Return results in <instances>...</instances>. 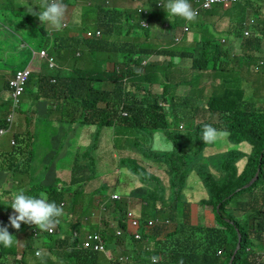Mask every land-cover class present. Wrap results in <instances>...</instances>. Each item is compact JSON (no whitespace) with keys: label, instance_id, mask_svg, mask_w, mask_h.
<instances>
[{"label":"trees","instance_id":"obj_1","mask_svg":"<svg viewBox=\"0 0 264 264\" xmlns=\"http://www.w3.org/2000/svg\"><path fill=\"white\" fill-rule=\"evenodd\" d=\"M77 1L80 2V30L70 26L50 34L43 29L42 24H32L30 31L23 32L34 40L28 44L32 59L38 58H34L33 52L46 49L54 59L73 62L70 72L60 68L49 70L45 63L43 66L48 69L47 73L39 70L42 64L36 70L30 64L15 70L8 69L3 64L2 69H6L9 76L7 79L0 76V130H7L2 135L10 133L13 128L16 130L9 138V149H0V172L8 177L23 175L24 180L27 178L29 188L25 195L28 196H37V192L45 190H55L58 185L65 187V200L72 201V212L75 216L81 213V195H71L68 191L81 188L82 194L83 189L86 190L93 180L99 179L96 169L102 168L101 163H105L102 157H95L94 151L99 149L98 143L107 134L108 142L118 148L123 134L128 130L142 133L150 141L157 134L164 133V140L167 138L173 143V149L169 152L158 151L154 154L151 148L132 143L133 150L120 161V166L136 175L143 186L130 205L133 211L140 206L141 210L136 212L141 215L143 239L137 241L133 238L126 239L125 236L120 238L122 243L130 247L124 251L130 257L128 264H151L152 256L159 257L158 264H255L257 253L264 250V92L259 91L260 84L264 82L252 86L251 89H255L257 93H252L250 89L248 92L244 91L236 85L230 90V84L233 83L230 75L219 79L220 86L209 83L201 85L196 92L199 97L195 103L186 96L181 105L183 116L186 120H191L195 119L196 114L202 113L204 120L216 123L198 124L197 133L176 132L177 129L170 127L168 113L163 108V104L171 102L173 96L160 77V73L164 74V65L155 62L142 66L143 59L152 56L174 58L172 50L154 47L148 43L153 38L152 31L140 25L148 20L151 27L157 19L166 18L159 24L174 28L170 20L175 16L168 15L165 10L168 0L160 7L158 0H147V8L142 2H133L135 7L132 10L108 8L102 0H63L66 5L63 23L71 16ZM189 3L194 7L195 0H189ZM38 4L44 9V0ZM224 8L230 12L226 30L217 28L219 22L210 18L213 13L211 9L200 12V20L191 27L192 31L187 34L182 30L180 33L185 38L188 35L194 37L193 43L202 49V59H193L195 67L200 71L208 65L213 71H217L215 62L226 59L219 37L228 34L241 42L243 55L233 57L230 72L236 77V70H242L239 64L258 58L253 54V48L261 49L260 42L264 40V0H238ZM24 15L27 18L32 16L36 20L30 12H24ZM246 18L251 28V34L247 37L244 35ZM233 19H238L240 23L236 25ZM3 20L8 21V24L13 22V19ZM2 27L15 36L10 31L13 27ZM90 28L100 31V37L91 38L83 34ZM1 37L3 42H9L7 35ZM202 43L208 45L207 49H203ZM77 52L80 53L79 57L76 56ZM75 62L83 64V67H78L81 75L77 76L73 72ZM24 69H28L30 73L23 85L21 103H25L22 99H27L30 106L21 110L28 113V121L25 122V117L20 119L19 116L14 123L13 118L11 121L7 120L12 114L9 99L13 90L9 87V82L17 71ZM244 72L247 73L246 67ZM125 79L131 84L124 83ZM145 84L152 89L163 86L162 103L156 96L150 95ZM130 86L140 96L129 93ZM219 91H222V95L218 94ZM204 99H207V103L201 104ZM38 101H44L43 116L37 114ZM225 116L230 118L225 121L227 132L231 133L227 138L229 140L234 137L228 143L239 146L242 143L239 138L245 139L251 135L261 143L260 148L249 154L239 149L227 148V151L207 157L205 148L210 147L211 143L203 142V127L208 124L218 130H225L217 123ZM65 117L72 122V128H68L74 132L77 126L92 127L90 139L83 146L82 152L68 154L65 152V144H57L52 140L56 134L55 126L65 123ZM138 157L154 163L155 169L139 167ZM244 159L247 164L239 173L237 163ZM59 165L64 166L62 170L67 175L65 180L56 178ZM160 169L168 177V184L160 177ZM258 170V178L246 188ZM193 172L201 179L203 189L185 191L187 179ZM117 183V180L109 177L100 182L98 190L103 197L99 202L103 203V210L111 216L112 211L122 209L119 206L120 200L109 204L112 194L110 190ZM55 202L59 204L61 200ZM169 202L171 203L168 204ZM191 202H198L197 206L210 209L214 224L208 223L201 213L197 222H193L192 213L197 206H192ZM108 204L110 208H106ZM92 207L94 211L98 210L95 201L92 202ZM149 220L158 222L150 226ZM5 221H8L7 218L1 219L0 226L9 224ZM24 225L21 223L20 232L8 228L10 234L15 236L14 241L16 237H21L22 245L17 253L13 251L6 254L0 250V264H24L30 256L33 257L32 242L37 238L47 241V250L51 257L63 254L72 264H114L102 253L81 248V240L68 235L69 232L81 230L77 219L69 223L66 217L65 238H56L55 246L48 244L49 238L46 234L33 238V232L25 231ZM98 229L102 232V229ZM109 235V242L113 244L114 250L116 232L109 230L102 233L105 241H108ZM239 235L242 238L241 246L235 254ZM60 246H65V250L60 249ZM16 256L19 260H16Z\"/></svg>","mask_w":264,"mask_h":264},{"label":"rangeland","instance_id":"obj_2","mask_svg":"<svg viewBox=\"0 0 264 264\" xmlns=\"http://www.w3.org/2000/svg\"><path fill=\"white\" fill-rule=\"evenodd\" d=\"M104 4L109 7V8H115L118 10H132L134 6V3L132 0H102ZM38 2H42V0H0V10L6 9L8 11V14L5 15L6 20L13 19V22H10L8 24V21L3 20V18L0 16V76H4L5 79L8 78L9 72L5 69L3 70V64L7 65L6 68L15 70V69H23L27 67L29 64L32 67V69H35L36 67H40L41 64L43 66V63H45L43 60H40L39 58H35V60L32 59V54L28 48V44L30 42H34L33 39H30L31 37L25 33H23L25 30L29 31L30 25L35 24L39 25L40 21L34 19V17H25L24 12H30L32 9L34 12H39L43 11L44 9L39 6ZM158 2H162L163 4L166 2V0H158ZM142 3L145 5L146 0H142ZM86 5V4H85ZM146 6V5H145ZM192 6V5H191ZM230 6V5H229ZM227 6V7H229ZM226 7V8H227ZM193 8V6H192ZM20 12V13H19ZM250 13V12H249ZM248 13V14H249ZM21 14V15H20ZM80 15V2L77 1V3L74 5V8L71 12V16L67 19L65 22V26L62 27L64 28H70V26L76 27V29L80 30L81 26L79 23H74L73 22V17L76 16L79 19ZM6 16L8 18H6ZM152 16H156L152 14ZM210 18L215 21L219 22L217 24V28L219 30H226L228 27V20L230 19V12L228 9H225L222 6H214L213 7V13L210 15ZM65 20V16H64ZM80 20V19H79ZM200 20V14L196 16L195 21ZM165 21V19H163ZM233 22L235 24H239L238 19H233ZM160 19H157L155 21L154 26H151V31L152 30H157L161 28V25L159 24ZM170 23L173 25L172 30H168V33H170V36L175 32V30L182 31L185 26L188 27H193L194 23H187L186 20L180 17H176L175 19H171ZM249 23L247 18L245 19V24ZM78 24V25H77ZM6 26L7 28L13 27L14 29H11V32H14L15 36L11 35L8 33L6 28L2 26ZM48 28V27H45ZM231 26H229V29ZM17 30V31H16ZM93 28L85 30L87 31H93ZM63 31V30H62ZM192 31V29L190 30ZM8 36V41L9 42H3V37L1 36ZM221 39V43L223 44V48H229L230 50H234L239 52V46H238V41L230 37L228 34L222 35V37H219ZM218 38V39H219ZM21 41H23L21 43ZM25 42V43H24ZM149 42H160L159 40L150 39ZM148 42V43H149ZM195 45L192 41L188 43V46L185 48L181 49L179 42H176V45H178V49L180 50V55L177 58V63H178V68L181 70L188 69L189 66L190 68L183 74V76H178L173 73L172 69L168 68L166 71L164 70V80L171 84L175 85L176 83H181V82H186L190 81L192 78H196L195 81H192L193 85H189L188 83L181 84L182 86L175 85L177 88L173 90V96H171V102L165 103L163 105V108L167 111V121L169 122V125L172 129H177L176 132L179 133H194L198 132L197 125L198 124H203L206 122H213V121H208L204 120L202 118V113L196 114L195 119L191 120H186L183 116V108L181 107L182 103L185 101L186 96L191 98V102L195 103L199 97V95L196 92H193V90L196 89V86H201L205 81L211 82L215 80L214 73H225L227 75H230L233 79V83L230 84L231 86L229 87L230 90L233 89V85H236L238 87H241L244 91H247L250 89L252 93H257L255 89H251L252 86L256 83H263L264 82V64L260 65V62L263 61L264 59V48L258 49L257 54L255 57H259L254 60H247L246 62L239 64L242 68L237 69V75L236 77L234 76V73H230L232 70V64L230 61L227 59H219L215 62L217 71H211L209 69V65L202 71L198 70L195 67L194 60L197 58L201 52H195L193 47L191 46ZM264 44V40L262 42V45ZM203 49H207L208 45L206 43L201 44ZM14 48V49H13ZM46 53H48L47 50H45ZM241 52L243 50L241 49ZM241 54V53H240ZM62 59H54L52 63L48 62L49 68L51 67H58L60 69H63L64 71L66 70L67 72H70L71 66L69 65L67 61L61 62ZM192 61V65H191ZM72 63V62H71ZM70 63V64H71ZM10 67V68H9ZM247 68V73L244 72V68ZM258 67V70L256 68ZM107 69V67L105 66ZM84 69V68H82ZM36 70V69H35ZM73 72L78 76L81 75V71L79 70L78 66L75 65L73 68ZM130 84V81H127ZM158 89V88H157ZM161 91V88H159ZM199 89V88H197ZM264 92V84H260V90ZM129 93L136 94L140 96V93H137L132 86L129 88ZM161 94V93H160ZM219 95H222V91H219ZM154 97L156 96L160 102H162V97L155 94L153 95ZM25 102V108L29 106V101L27 99H22ZM10 103H13V98L9 99ZM207 103V99H204L201 104ZM37 114H40V116H43V112L45 110V104L44 101H39ZM13 115V122H17V117L22 119L25 117V122L28 121V113L23 111V110H15L12 112ZM178 115L180 116L179 118H176L175 116ZM229 115V114H227ZM229 116H225L223 119H219V122H217L222 129H226L225 126V121L229 120ZM238 119V118H237ZM21 121V120H20ZM64 121V120H63ZM216 123V122H213ZM69 126V128H72V122L68 117H65V123L62 122L58 127L55 126L54 132H56L55 136L52 137V140L55 141L57 144H65V152L68 154L76 153L75 149L78 148L79 152H82V148L84 145L87 144L88 139H90V133L92 132V127L90 125H84V126H77L75 133V138L76 142L74 144L73 141V136L72 134L68 133L65 136V128L66 126ZM182 127V128H181ZM59 128L61 130H59ZM180 131H179V130ZM186 129V130H185ZM15 128L10 133H7L5 135L0 136V149H5L8 150L9 146V138L10 136L15 132ZM59 130V131H58ZM162 134H157L154 137L153 141H150L147 139V136H145L142 133H137L134 130H128L125 132L120 140V145L118 148L113 147L111 143L108 142V134L106 137L98 143L100 145L99 149L94 151L95 157H102V161L105 164H102V168L96 169L97 175H99V179L93 180L90 185L87 187V191L83 189V193H80V189L73 188L70 189L68 192L71 195H81L82 199V206H81V213L76 214L74 216L72 212V206L73 203L69 199L65 200V194L66 189L65 187L63 188V192L61 195L64 198V205L62 206L64 215L60 218V222L58 223V227L64 231L65 230V224H66V217H68V221L73 222L75 219L79 220V224H82V228L80 232H70L69 235H78L80 236V240H83L85 236H88L89 233L95 232V228L92 226H96L100 229H102V233L109 231L110 226L107 225L113 223V219L109 217L107 214H104L101 212V207L100 204H98L97 200L102 199L103 197L98 196L97 194L94 193L100 185V182L106 181L111 177L115 181L117 180V184L114 185L113 189L115 190H110L111 195H113L114 199H118L121 202L119 203L120 208L124 209L123 212H127L130 208V205L132 204V200L139 193V190L143 187L141 183L139 182L137 176H131L130 174L126 173L123 168H120V156L117 150H133V147L131 144H138L142 145L143 147L151 148V150L154 152V154H157L158 151L160 152H169V150L172 148L173 149V143L169 141L167 138L164 140ZM165 136V135H164ZM230 139H234V137H230ZM145 141H148L147 143ZM239 141H242L243 144H240L239 146H234L232 143H228L227 137L223 139H218L215 142H213L212 146L209 147L206 151V155L210 156L213 155L214 153H222L224 151H227V148H234V149H239L242 152L249 154L250 152L254 153V150L257 148H260L261 143L256 140L254 137L251 135L249 137H246L245 139L239 138ZM76 146V148H75ZM137 165L139 167H150L151 170H154L156 165L152 162H148L144 160V158H137ZM65 162V159H64ZM110 162L112 164H110ZM64 166L59 165L57 172H56V178L58 180H65L67 178V175L64 174V171L62 170ZM161 170V169H160ZM160 175L165 179L166 177L164 174L160 171ZM19 177V178H18ZM25 177L23 175H14L12 177H8L3 172H0V218H7L9 222V216L12 214L13 210L11 209V203L13 199V193L19 192L20 190H23L24 193L27 190L26 188H29L27 185V178L24 180ZM68 181V179H67ZM191 182L193 186L197 187L199 190L201 188V182L198 179H189L188 183ZM59 186V185H58ZM57 186V188H58ZM25 189V190H24ZM2 190V191H1ZM6 190L7 192H4ZM85 192V193H84ZM39 193L37 192V196H39ZM45 193V192H44ZM5 194V195H4ZM67 196V195H66ZM95 201L98 210L94 211L92 207V202ZM91 202V203H90ZM169 202L168 204H170ZM199 204L198 202H191L192 206H197ZM122 206V207H121ZM180 207V203H179ZM106 208H110L109 204L106 206ZM121 210H114L112 211L113 214L119 215ZM135 209L136 211L139 212L140 206L138 205ZM180 213V212H179ZM203 214L206 218V221L210 224H214V216L210 209L208 208H201L200 206H197L195 209H193L192 213V221L197 222L198 216ZM85 224V225H84ZM116 224L114 225V227ZM25 231L29 232L32 231L33 234L36 230V228L30 226V225H24L23 227ZM20 232V230H19ZM15 237V236H14ZM13 237V241H14ZM111 238V235L107 237L106 242H101L97 241V245L103 244V250L101 253H111V256L113 259H120V258H128L130 260V257L126 254H124V251L129 249L127 245H123L121 241H118V248L113 250V244L109 242ZM21 237L18 236L16 237L13 246L11 247H4L3 245H0V250L2 252L9 254L10 252H18L20 249L22 243L20 242ZM47 241L39 239L34 243L33 247V257L30 256L31 258L27 259L24 264H72L65 258L63 254L51 257L48 253L47 250ZM44 250V258L43 262L41 261L40 258L36 256V251L37 250ZM8 258V256H5ZM16 260H19V257H15ZM66 259V260H65ZM98 264H105L104 262H98Z\"/></svg>","mask_w":264,"mask_h":264},{"label":"clouds","instance_id":"obj_3","mask_svg":"<svg viewBox=\"0 0 264 264\" xmlns=\"http://www.w3.org/2000/svg\"><path fill=\"white\" fill-rule=\"evenodd\" d=\"M132 2L140 3V2H142V0H138L137 2L132 0ZM162 5H163L162 2H158V6L159 7L162 6ZM219 6H221V5H219ZM195 7H196V4L192 8L191 4L189 3V0H168L167 4L165 6V10H166V13L168 15H170V16L180 17V18H183L184 20L190 22V21H194L196 16H197V12H196V10H194ZM222 7H227V6H222ZM146 8H147V6H146ZM65 11H66V5H64L63 0H44V10L43 11L34 12L31 9L30 13L35 16L36 20L40 21V24L43 25V29L44 30H46L50 34H52L53 32H57L58 30H61L62 27H63V24H66V23H63L64 16H65ZM73 22L74 23H80V20L78 19V17L74 16L73 17ZM144 22L147 23V27H143L142 24H140L142 28H145V29L151 28L150 25H149L148 20H146ZM44 26H47L48 28H45ZM163 28L165 30L169 29L166 26H163ZM183 30L187 34L190 31L188 26H185ZM245 30H248L250 32V34H251L250 23H246L245 24L244 32H245ZM97 31L98 30H93V31H90V32L89 31H87V32L85 31L83 34H85L87 37L99 38L100 37V31H98L99 32L98 36L95 35V32H97ZM243 38L244 37H242V39ZM182 39H183V37H180V38L176 37L174 39V42L175 43L176 42H181ZM191 46L194 49L195 45L191 44ZM42 50L45 51L46 49H42ZM197 52H203L202 49L199 46H198ZM34 53H38V52H34ZM47 55H48V57L52 58V60L54 61V58L52 56H50L48 53H47ZM76 56L79 57L80 53L77 52ZM35 57H38V56H34V58ZM153 57H155V56L143 59L144 61L142 62V66L145 67V66L149 65L150 63H155V62H152ZM170 59H174V58L170 57ZM33 60H35V59H33ZM40 60H43L46 63V65H47L49 70H53L55 68H58V67L49 68L48 61H47L46 58L40 59ZM68 64L72 65L73 62L71 64L70 63H68ZM75 65L78 66V65H83V64H81L79 62H75ZM260 65H263V62H260ZM168 68H169V66L167 68L165 67V71ZM209 69L212 70L210 66H209ZM257 69H258V67H257ZM160 77H161L162 81L166 84V86L168 88V91L173 93V90L175 88H177V86L172 87L171 84H169L167 82V80L165 81L163 73L162 74L160 73ZM51 81H54V80L52 79ZM127 81H128V79L127 80L125 79L124 83L129 84ZM207 83L212 84L211 82H208V81H205L203 84H207ZM188 84L189 85H193L192 82L188 83ZM144 86L148 88L151 96L155 95V94H152V90L153 89H155V88L157 89V88H161V87L163 88L162 85L154 87L153 89L151 88V86H148L147 84H145ZM179 86H182V85H179ZM199 87L200 86L198 85L196 87V89L193 90V92H197L198 90H200V89H197ZM163 93H164V89L161 92V94H157V95H159V96H161L163 98V96H162ZM160 103H162V102H160ZM22 107H23V103H21V98H20V109L19 110H21ZM227 130H228V126H226L225 130H218V129L212 127L211 125L206 124V125H204L203 130H202V140H203L204 143H211V146H212L213 142H215L216 140L226 138L229 134H231L229 131L227 132ZM73 133H74V130L72 132H70V134H73ZM227 140H228V138H227ZM241 144H243V143H241ZM207 149H206V151H207ZM206 151H205V154H206ZM119 156H120V161L123 159V157H125V156L121 157L120 154H119ZM210 156H212V155H210ZM246 164H247V161L245 159L237 163V168H238V172L239 173H241L243 171V169L246 166ZM120 168H122V167L120 166ZM124 171L126 173L129 172L127 169H124ZM160 171L166 177V181L161 175H160V177L164 180V182L166 184H168V177L166 176L165 172L163 170H160ZM129 173H131V172H129ZM134 176H136V175H134ZM195 178H197L201 182V186H203L202 185L203 183H202L201 179L198 177V175L195 172H193L187 179L186 187H187V184H188V180L189 179H195ZM67 182H68V186H70L69 181H67ZM99 189L100 188H98L96 190L97 197L101 196V194L99 195V193H98ZM62 192H63V188L61 186H59L55 190H50V191L49 190H45V193L41 192V193H39V196H28V195H25L23 190H20L19 192H16V193H13V199H12V203H11V206H10L11 209L13 210V212L9 216V224L5 225V226H0V245H3L4 247H11L13 245V243H14L13 235L10 234L8 228L11 227V228L19 231L20 228H21V223H24L26 225H30V226L38 229V230H36L37 232L36 231L34 232L33 238H35L37 235L46 234L48 236V238H49L48 239V244H51L53 246L57 245V241L55 240L56 238H60V239L65 238V230L62 231L58 227V223L60 222V218L64 215L63 208H62V206L64 205V198L61 195ZM47 195H50L51 197H54V198L57 197V198H60L62 200H61V202L59 204H57L55 201H49L50 199L47 198ZM112 197H113V195H111L109 204L113 203L114 200H118V199H113ZM97 202H98V204H100L101 212L104 213V214H107L109 217H111L113 219V223H111L109 225L110 226L109 230H113V231L117 232V229L120 228V229H122L124 231V234L122 236H117V233H116L115 237L117 239V242L120 241V238H122L124 236L126 237V239H130V240L132 238L134 239V237H133L134 230L129 227L127 221L125 222L127 213L129 211H132V209H129L127 212H123L122 214H119L118 217L116 218V214H113L111 216L105 210H103V203H100L99 200H97ZM1 219L2 218H0V220ZM153 221H156V220H153ZM115 224H116V226L114 227ZM122 225L126 226L127 228L123 227ZM92 227L95 228V232L89 233L88 236H85V238L83 240H81V248H83L85 250H94V245H95L96 242L94 240L90 239V236L98 235V236H100L102 238V240H104V238L102 236V232L99 231L98 227H96V226H92ZM81 228H82V224H81ZM141 228H142V225L139 228L140 232L142 234ZM80 231H74V232H80ZM69 233H68V235H69ZM73 236H76V237H78L80 239V236H78V235H73ZM142 239H143V235H142L140 240H142ZM37 240H39V238H37L36 240H33L32 247H34V243ZM140 240H137V241H140ZM241 240H242V238H241ZM117 242L115 243V245H116L115 249L118 248V243ZM122 244L125 245V243H122ZM60 249L65 250V246H60ZM43 251L44 250L41 249V250H37L36 253H35L36 256L38 258H40L42 262H43V258H44ZM99 253H101V252H99ZM220 253L221 252H219V254ZM103 255L105 256V254H103ZM150 259H151V264H158V261H159V257L158 256H152ZM108 260L109 261H113L114 264H128L130 262V260L128 258L126 260H124V261H119V259H113L111 257V259L108 258ZM255 264H264V250L259 251L257 253L256 258H255Z\"/></svg>","mask_w":264,"mask_h":264},{"label":"crops","instance_id":"obj_4","mask_svg":"<svg viewBox=\"0 0 264 264\" xmlns=\"http://www.w3.org/2000/svg\"><path fill=\"white\" fill-rule=\"evenodd\" d=\"M7 14H8V11L6 9L0 10V16L2 18H5V15H7ZM6 18H8V17L6 16ZM175 18H176V16L173 17L172 19H175ZM163 19H166V18H160V24L164 22ZM191 22L194 23V24L197 23V21H195V22L190 21L189 23H191ZM187 23H188V21H187ZM44 27H47V26H44ZM172 29L173 28H169L168 30H172ZM189 29L191 30V27H189ZM168 30H165L163 28V25H161V28L160 29L152 30V35H153V38L152 39L155 38L156 40H159L160 42H149V43L152 44L154 47H163L166 50H172L173 51V55H174V59H170L169 56H159V57L158 56H155V57H153L152 62H161L166 68L169 66V68L172 69V71H173L174 74H176V75H178V76L181 77V76H183V74H185V72L187 70H181L177 66L178 65L177 58L179 57V55H180L181 52L178 49V45H176V43L174 42V39L176 37H179L180 38L183 35L179 32V30H175V32L172 34V36H170V33H167ZM25 31L28 32L27 30H25ZM193 39H194V37H190L189 35H188V38H185L183 36L182 41L179 42L181 49H183L186 46H188V43H190L191 41H193ZM262 42H260L261 48H264V44L262 45ZM238 46H239V52L234 51V50H230L227 47L224 48L225 57L231 63H233V57L235 55H237V56H242L243 55L244 50L241 48V42H238ZM255 48H253V54H254V56L257 54V51H258L257 47H255ZM241 49L243 50V52H241ZM197 50H198V45L195 44L194 51L197 52ZM202 56H203V52H201L200 55L197 58H195V60L202 59ZM262 58L264 59V57H262ZM191 65H192V61H191ZM78 67H83V65H78ZM39 70L42 71V72H46V73L49 72L48 69L45 68L44 66H42L41 68H39ZM226 75L227 74H225V73H214L215 80L214 81H211V83L214 84L215 86H220L221 82H220L219 79L221 77L226 76ZM195 80H196V78H192L190 81L181 82V83L179 82V83H176L175 85H181V84H185V83L192 82V81H195ZM175 85H171V86L174 87ZM162 91H163V88L162 87H161V91H160L159 88L158 89L155 88V89L152 90V94H160ZM38 104H39V101L37 103L36 109L38 108ZM29 106H30V104H29ZM22 109H26L25 108V103H23ZM72 131L73 130L72 129H69L68 128V125H67L66 128H65V136H66V134H68V133H70ZM72 136H73V141H74V144H75V142H76L75 133H73ZM75 151L77 152L79 150L78 149H75ZM117 151L121 155V157L126 156L127 153L131 152L130 150H127V151L117 150ZM38 171H40V170H38ZM127 173L130 174L131 176H134L133 174H131L129 172H127ZM195 179H197V178H195ZM202 189H203V186H201L200 190H202ZM195 190H199V189L197 187L193 186V184L191 182H189L187 184L186 191H195ZM86 191H87V189H86ZM47 198L48 199H51V200H54V201L62 200L60 198L51 197L50 195H47Z\"/></svg>","mask_w":264,"mask_h":264},{"label":"built area","instance_id":"obj_5","mask_svg":"<svg viewBox=\"0 0 264 264\" xmlns=\"http://www.w3.org/2000/svg\"><path fill=\"white\" fill-rule=\"evenodd\" d=\"M138 1V0H134ZM238 0H195L196 7L194 10H196L197 15L200 14V11H207L211 10L214 6H229ZM143 27H147L146 22L141 23ZM65 24H63V27ZM95 35L98 36L99 32H95ZM245 37L250 35V32L248 30H245L244 32ZM34 56H38L40 59L46 58L49 63H52L53 60L52 58L48 57L47 53L44 50L39 51L38 53H34ZM30 71L28 69H24L21 71H17L14 78L9 82V87L13 90L11 94V98H13V103H11V111L19 110L20 109V98L23 94V85L25 84L26 79L29 76ZM123 115H126V113H122ZM13 118V115L11 114L9 118L7 119L8 121H11ZM7 130H0V135L6 133ZM113 198V197H112ZM114 199V198H113ZM127 221L129 227L134 230L133 237L135 240H140L142 237V234L140 232V227L142 225V220H141V215L137 213L136 211H129L126 215L125 222ZM158 220L153 221L149 220L148 225H153L154 223H157ZM117 236H122L124 234V231L122 229H117ZM90 239L94 240L96 243L94 245V250L97 252H101L103 250V244L97 245V241L105 242L102 240V238L98 235L95 236H90ZM105 256L111 259V253H103ZM127 258H120L119 261H124Z\"/></svg>","mask_w":264,"mask_h":264},{"label":"water","instance_id":"obj_6","mask_svg":"<svg viewBox=\"0 0 264 264\" xmlns=\"http://www.w3.org/2000/svg\"><path fill=\"white\" fill-rule=\"evenodd\" d=\"M258 175H259V170H258L257 173L255 174V176H254V178L251 180V182H250L248 185H246L245 187L247 188V187H249L252 183H254L255 180L258 178ZM240 246H241V235H239V243H238V246H237V249H236L235 254H236L237 251L239 250ZM235 254H234V255H235ZM233 258H234V256H233ZM233 258H232V260H233ZM232 260H231V262H232Z\"/></svg>","mask_w":264,"mask_h":264}]
</instances>
